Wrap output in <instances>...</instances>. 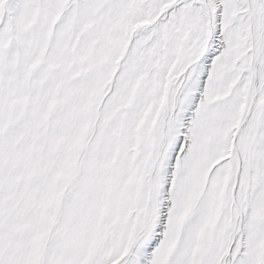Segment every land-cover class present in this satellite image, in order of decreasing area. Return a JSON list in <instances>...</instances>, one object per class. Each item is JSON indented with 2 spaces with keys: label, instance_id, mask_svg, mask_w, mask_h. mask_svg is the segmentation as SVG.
Listing matches in <instances>:
<instances>
[{
  "label": "snow or ice",
  "instance_id": "obj_1",
  "mask_svg": "<svg viewBox=\"0 0 264 264\" xmlns=\"http://www.w3.org/2000/svg\"><path fill=\"white\" fill-rule=\"evenodd\" d=\"M0 264H264V0H0Z\"/></svg>",
  "mask_w": 264,
  "mask_h": 264
}]
</instances>
